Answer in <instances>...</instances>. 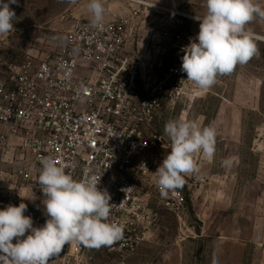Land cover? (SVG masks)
Listing matches in <instances>:
<instances>
[{"label": "built area", "instance_id": "obj_1", "mask_svg": "<svg viewBox=\"0 0 264 264\" xmlns=\"http://www.w3.org/2000/svg\"><path fill=\"white\" fill-rule=\"evenodd\" d=\"M132 2L129 14L102 28L78 17L54 55L12 63L0 79L1 162L10 165L0 169V209L26 203L25 215L42 226L41 161L55 159L77 180L91 169L111 196L110 219L123 229L101 248L123 257L149 240L159 207L184 215L183 190L161 195L156 186L165 146L148 129L164 101L206 92L181 71V49L195 37L149 18L159 8ZM94 249L65 245L51 264H71Z\"/></svg>", "mask_w": 264, "mask_h": 264}, {"label": "rangeland", "instance_id": "obj_2", "mask_svg": "<svg viewBox=\"0 0 264 264\" xmlns=\"http://www.w3.org/2000/svg\"><path fill=\"white\" fill-rule=\"evenodd\" d=\"M7 2V0H5ZM78 0H17L14 29L0 35V79L8 66L54 55L78 18ZM150 12L172 31L196 37L192 11ZM258 51L198 97L163 102L162 144L170 151L165 123L183 117L216 129L213 157L193 154L198 171L185 177L182 219L159 208L150 238L129 257L96 248L71 264H209L215 241L223 264H264V40ZM34 227H40L33 224ZM203 235L198 237L197 235ZM15 243V240L13 241ZM53 256L49 264L59 259ZM230 258L227 263L223 260Z\"/></svg>", "mask_w": 264, "mask_h": 264}, {"label": "clouds", "instance_id": "obj_3", "mask_svg": "<svg viewBox=\"0 0 264 264\" xmlns=\"http://www.w3.org/2000/svg\"><path fill=\"white\" fill-rule=\"evenodd\" d=\"M15 3L0 0V35L14 29L15 11L10 4ZM204 7V14L195 17L198 34L181 49V71L200 90L210 89L218 76L231 74L254 57L256 37L247 25L257 17L264 19V6L257 0H204ZM86 11L92 26L102 28L105 0H88ZM164 133L171 141L170 151L153 173L161 195L181 189L185 177L198 171L193 154L202 152L211 158L216 144L215 127L183 117L167 121ZM41 166L37 182L44 197L45 223L34 227L23 202L0 209V264H49L65 245L98 249L122 238V227L110 219L111 196L98 187L101 176L85 169L88 175L77 180L53 158L43 159Z\"/></svg>", "mask_w": 264, "mask_h": 264}, {"label": "crops", "instance_id": "obj_4", "mask_svg": "<svg viewBox=\"0 0 264 264\" xmlns=\"http://www.w3.org/2000/svg\"><path fill=\"white\" fill-rule=\"evenodd\" d=\"M132 1L133 0H105V7L107 9V12L104 20H114L126 14H129L130 7L135 5V3H133ZM141 1H145L151 5H154L160 10H166L168 12L192 11L199 16H202L205 12L204 0H141ZM78 3H79L78 4L79 10L78 13L76 14V17L90 18V14L86 11V5L88 3V0H78ZM257 3L261 6H264V0H257ZM247 28L251 30L253 34L264 37V19H260L259 17L255 18L252 22H250L247 25ZM129 48H131V46ZM162 115H163V110H161L160 114L156 117L155 122L148 129L152 135L157 137L159 144H162L161 142L162 138L164 139L162 126H161ZM166 149H167L166 146L165 148L159 147L160 152L163 154V158L165 156ZM0 169L3 171H9L10 169L9 164L1 162V153H0ZM181 189L183 190V188ZM159 208H163V207H159ZM185 214L186 212H184V215ZM184 215L182 217H184ZM197 236L202 237L203 235L201 234ZM218 242L219 241H215L213 253L211 255L209 264H223L221 262L222 260L218 256L219 249L216 248V244L218 247ZM223 260H225L228 263L230 258L227 256V258L225 257Z\"/></svg>", "mask_w": 264, "mask_h": 264}, {"label": "bare ground", "instance_id": "obj_5", "mask_svg": "<svg viewBox=\"0 0 264 264\" xmlns=\"http://www.w3.org/2000/svg\"><path fill=\"white\" fill-rule=\"evenodd\" d=\"M189 17L192 18V19H195L196 15H194V14H193V15H189ZM254 36H255L256 38H259V39L264 40V37H262V36L255 35V34H254Z\"/></svg>", "mask_w": 264, "mask_h": 264}]
</instances>
